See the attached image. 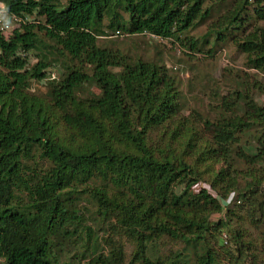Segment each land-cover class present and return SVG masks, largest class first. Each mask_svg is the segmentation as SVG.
Here are the masks:
<instances>
[{"label": "trees", "instance_id": "trees-1", "mask_svg": "<svg viewBox=\"0 0 264 264\" xmlns=\"http://www.w3.org/2000/svg\"><path fill=\"white\" fill-rule=\"evenodd\" d=\"M226 1L0 0L9 14L34 19L0 36V264H54V250L77 228L95 244L92 228L69 210L77 194L97 206L103 224L119 220L134 243L126 264H166L154 250L162 237L185 245L172 264H188V248L194 264H264V104L248 87L228 92L216 117H182L171 130L184 137L181 152L160 150V158L150 133L179 116L174 80L165 67L128 62L97 44L106 31L183 42L179 35ZM228 2L208 34L232 36L248 68L264 73V29L245 23L249 9L252 20L264 21L263 0ZM54 66L62 74L49 80L46 100L28 96ZM88 83L97 92L85 91ZM59 135L80 142L69 146ZM250 136L252 154L243 143ZM194 148L210 163L207 176L191 160ZM229 194L239 201L233 209L225 207ZM246 219L260 231V247L240 229ZM99 253L92 251L93 264H123L119 250Z\"/></svg>", "mask_w": 264, "mask_h": 264}, {"label": "rangeland", "instance_id": "rangeland-1", "mask_svg": "<svg viewBox=\"0 0 264 264\" xmlns=\"http://www.w3.org/2000/svg\"><path fill=\"white\" fill-rule=\"evenodd\" d=\"M60 1L63 2L64 0ZM228 1L215 5L212 15L206 21L200 22L199 25L190 29L185 36L179 35L181 39L183 38L184 40L185 38L183 42L177 41L175 36L171 39L162 40L149 36L126 35L125 33L111 31H106L107 36L100 37L97 40V44L100 47L124 56L128 62L142 61L156 64L162 68L165 67L167 74L174 80L175 99L180 104L181 110L179 116L173 119V123L171 122L172 124H163L158 131H151L150 139L156 156L160 154L158 152L160 150L181 152L182 141H184L183 135L173 137L171 133L178 121L193 112H197L202 118L212 119L216 117L221 98L234 89L242 88L243 90L248 87L255 101L259 105L264 104V73L259 75L248 68L246 57L235 48L232 43V36L227 35L224 41H220L217 40L215 34H208V27L213 21L217 20L229 9L230 3ZM209 3L212 4L211 1ZM204 7L207 9L211 6L206 3ZM262 7L264 9V0ZM251 15L253 14L251 9H249L245 22L248 26L247 30L264 29V21L252 20ZM191 45L195 47V50H190ZM35 55L36 53L31 54L30 64L35 62ZM53 57L57 58L56 55ZM54 67L53 74L55 77H59L62 74V70L59 66ZM83 70L88 71V68L83 67ZM110 70L119 72L121 69L110 68ZM255 83H259L260 87L254 86ZM49 84V80L39 83L34 82L28 87L26 94L46 100ZM84 88L85 91L97 92L89 83ZM60 130L62 132L61 128ZM250 134L252 135L253 132L250 131ZM61 135L59 136L69 146H74L80 142ZM251 137L243 139V143L247 140L250 143L244 147L249 154L254 153V146H251L252 141L249 140L252 139ZM167 145H169L170 149ZM191 156L193 157L192 161L194 159L197 160V169L207 176L209 172H206L205 168L210 166V163L207 164L202 160L199 149L194 148L191 151ZM93 184L99 187L101 182L96 180ZM111 187V185L108 186V189H110L108 192L109 196L116 194V191ZM22 198L26 200L25 195ZM71 203L73 206L69 210L76 211L82 217V223L92 228L93 234L97 236L98 240L95 244L91 240L88 242L84 229L77 228L76 236L66 239L61 252L54 250L56 255L54 264H93V260L97 256H91L94 250L100 251L99 254L102 253L103 256H109L110 251L119 250L123 256V264L129 262L134 250V243L129 236L124 234L119 220L113 218L109 220L111 222L107 221L105 224L100 222L95 213L97 206L95 205V208L88 206L86 198L82 194H77V197L73 198ZM235 205L236 203L232 202L228 208L233 209ZM240 229L246 232L247 236L245 238L247 240L251 237L253 239L250 241L255 243L257 247L261 246H258L263 239L260 231L255 230L250 221L244 220ZM223 237L229 240V235L226 231L223 233ZM210 244L218 249L219 245L216 243V246L214 241H210ZM184 247V243L180 241L162 237L156 242L154 250H157L158 257L166 264H172V254L181 251ZM182 252H184L182 256L188 258V264H194L192 260V258H195L194 249L188 248ZM0 263H2L1 260Z\"/></svg>", "mask_w": 264, "mask_h": 264}, {"label": "built area", "instance_id": "built-area-1", "mask_svg": "<svg viewBox=\"0 0 264 264\" xmlns=\"http://www.w3.org/2000/svg\"><path fill=\"white\" fill-rule=\"evenodd\" d=\"M27 21H30L29 18H22L19 16L11 15L7 12V9L3 3L0 2V36L4 39H8L11 33L17 28L21 27ZM154 37V36H152ZM155 38V37H154ZM232 202L239 204V201L233 200V195H230L226 201L225 207H228ZM219 218L217 215H214V219Z\"/></svg>", "mask_w": 264, "mask_h": 264}, {"label": "clouds", "instance_id": "clouds-1", "mask_svg": "<svg viewBox=\"0 0 264 264\" xmlns=\"http://www.w3.org/2000/svg\"><path fill=\"white\" fill-rule=\"evenodd\" d=\"M20 17V16H19ZM22 18H26V16L25 17H22ZM27 18H29L30 19V21H27V22H32V21H34V19L33 18H31V17H27ZM26 22V23H27ZM153 35H149V37H151V38H154V37H152ZM155 39H157L156 37H155ZM259 75H262V74H260L259 73ZM53 79H55V76H54V74L53 73H51L50 74V77L47 79V80H53Z\"/></svg>", "mask_w": 264, "mask_h": 264}]
</instances>
